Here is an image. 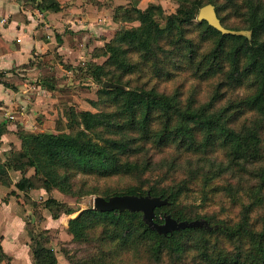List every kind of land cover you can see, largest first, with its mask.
<instances>
[{"label":"trees","instance_id":"obj_1","mask_svg":"<svg viewBox=\"0 0 264 264\" xmlns=\"http://www.w3.org/2000/svg\"><path fill=\"white\" fill-rule=\"evenodd\" d=\"M179 1L165 27L156 20L164 15L161 6L130 11L126 20L140 26L118 31L106 44L108 60L84 69L102 87L99 99L90 101L99 111L70 109L69 133L19 130L21 147L4 164L0 160V180L10 186L8 170L33 169L18 188L79 199L150 193L169 202L156 209L157 223L170 215L218 227L164 236L149 229L141 213L87 209L69 221L68 232L79 242L94 238L99 264H124L132 256L145 264H181L190 253L205 264H264V0ZM209 4L224 28L251 36L224 35L199 21ZM37 9L55 13L61 5L41 0ZM39 79L56 92V77ZM105 82L124 88H105ZM169 84L175 91H167ZM202 85L209 88L204 103L198 99ZM234 179L236 185L225 184ZM194 194L202 200L198 209L223 195L240 205L239 215L226 220L200 214L184 203ZM44 207L54 220L76 213L52 198ZM30 238L34 264H59L45 232Z\"/></svg>","mask_w":264,"mask_h":264},{"label":"rangeland","instance_id":"obj_2","mask_svg":"<svg viewBox=\"0 0 264 264\" xmlns=\"http://www.w3.org/2000/svg\"><path fill=\"white\" fill-rule=\"evenodd\" d=\"M61 9L59 13L61 20L57 24H61V29L64 34L69 37L72 51L68 53L60 52L61 55L54 50L53 60L46 61L44 64L46 71L43 77H56V92L52 95L55 98V106L50 112L52 121V128L48 133L57 132L69 133L67 127L68 113L70 109L76 111H90L97 113L99 110L94 108L90 101H97L99 99V91L102 88L100 84L96 83L89 77L85 68L88 64L103 65L108 56H104L106 44L109 43L122 28L133 29L140 26L137 21H127L126 18L129 12L133 9L146 10L150 6H161L164 11L163 16L156 17L157 22L162 26H166L167 16L175 14L180 6L179 0H58ZM41 0H26L25 6L30 9H36ZM59 22V23H58ZM59 24V25H60ZM72 27L74 30H71ZM60 43V42H58ZM60 56V57H59ZM67 59H66V58ZM66 59V60H65ZM49 68H51L49 70ZM54 79V78H53ZM169 84L164 87L167 91H175V85ZM192 81L187 83L186 92ZM198 92V99L202 100L200 103L208 101L209 88L206 85L200 87ZM190 93V92H189ZM242 94V91L239 92ZM46 120L45 116H42ZM43 122V121H42ZM62 130V131H58ZM193 163V169L198 168L197 160ZM184 162H186L184 160ZM200 168L207 169L208 164L202 162ZM35 171L29 170L26 173L19 172L10 177V187L7 193L0 195V199L4 201H13L14 209L24 219V231L26 233V243L31 245L30 233L35 234L44 233L49 238V245L54 249L59 264H99L98 255L99 246L91 241L79 242L74 240L73 236L69 234V221L76 218L82 211L93 209L94 199L97 195L85 196L82 198H75L62 194L57 190H53L51 194L41 196L43 189L39 187L31 191H23L18 188V183L23 179L30 178ZM25 175V176H24ZM184 177V176H181ZM231 180V179H230ZM225 181V184L236 185L238 181ZM239 180V179H238ZM249 181V178H248ZM227 182V183H226ZM37 185H40L36 181ZM27 185L25 184V188ZM242 200L246 203L243 193ZM54 199L58 203H63L66 208H71L76 211L75 214L67 216L63 215L59 220H54L51 212L44 207V202L47 199ZM185 205L196 207L200 214H209L215 218L233 220L236 219L240 212V205L232 204L229 198L223 195H218L209 202L203 209H198L202 205V200L199 194L186 197ZM10 208L8 209V212ZM55 221V222H54ZM2 226V225H1ZM214 241V239H213ZM0 259L2 254L0 252ZM93 255L97 256V260H93ZM4 258V256H3ZM124 264H145L142 260H136L135 256L126 258ZM8 264L9 260H5ZM163 264H175L171 260L164 261ZM181 264H205L195 253H190L185 257Z\"/></svg>","mask_w":264,"mask_h":264},{"label":"crops","instance_id":"obj_3","mask_svg":"<svg viewBox=\"0 0 264 264\" xmlns=\"http://www.w3.org/2000/svg\"><path fill=\"white\" fill-rule=\"evenodd\" d=\"M25 1L0 0V160L3 164L13 149L21 147L19 130L39 133L52 128L49 119L56 101L41 85L39 78L45 73L41 65L53 60L51 48L60 55L72 51L69 37L62 31V25L57 24L62 14L30 10ZM42 116L46 120H41ZM7 173L12 177L19 172L8 170ZM9 187L0 180V195L7 197ZM42 191L41 196H45L47 192ZM3 199H0V264H7L6 259L8 264H34L26 243L24 219L15 211L13 201Z\"/></svg>","mask_w":264,"mask_h":264},{"label":"water","instance_id":"obj_4","mask_svg":"<svg viewBox=\"0 0 264 264\" xmlns=\"http://www.w3.org/2000/svg\"><path fill=\"white\" fill-rule=\"evenodd\" d=\"M199 21H206L211 27L215 28L217 31L224 35H243L250 37L251 32L247 31H230L224 28L218 18L215 8L213 5L209 4L203 7L198 14ZM105 88H119L124 87L116 85L113 83L105 82ZM169 204L168 199H162L161 197H152L150 193L146 196H135V195H125V196H114L109 200L103 197H96L94 199L93 209L108 213L113 211L130 213H141L143 222L159 235L167 236L168 234H173L176 231L186 230V229H203L208 232L217 229L218 227H212L205 219L195 220V221H179L173 219L170 215L164 216V223L160 224L155 221L156 209H160Z\"/></svg>","mask_w":264,"mask_h":264}]
</instances>
